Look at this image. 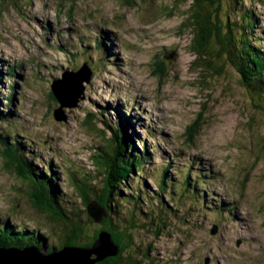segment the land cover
Masks as SVG:
<instances>
[{"label": "rangeland", "instance_id": "rangeland-1", "mask_svg": "<svg viewBox=\"0 0 264 264\" xmlns=\"http://www.w3.org/2000/svg\"><path fill=\"white\" fill-rule=\"evenodd\" d=\"M243 1L260 15L264 24V1ZM133 2L134 5L127 0H9L0 3V59L11 65L18 60L24 63L14 70L18 76L3 84L1 94L12 92L13 96V103L4 110L17 116L18 123L25 128L23 131L33 140L32 150L37 151L40 159L56 164L58 173H67L74 163L85 171L91 169L90 147L102 145L96 131L83 122L88 113L119 100L135 119L141 118L145 129L139 131L133 125L138 134L134 138L146 142L151 163L156 165L159 159L172 155L171 174L177 180L182 172L180 167L198 162L205 173L192 176L196 180L195 189L200 187L203 190L198 191L202 193L213 190L217 203L226 205L235 218L232 222L217 223L214 235L209 232L213 230L210 213L199 214L195 229L189 225L188 230L176 231L168 237L162 236L168 229L164 231L161 227L157 237L153 231L138 232L137 240L155 242L148 264H264V160L258 155L257 145L264 139L262 132L243 124L240 92L233 89L234 98L229 95L225 76H214L210 70L203 73L207 79L202 75V79L198 77L199 65H195V55L190 49L191 35L188 26L183 25L190 2ZM56 27H64L70 34L76 32L81 39L76 45L85 50L92 49L91 36L93 40L108 39V64L104 68L113 73L107 80L110 90H103L101 84L94 83L98 79L93 74L89 83L83 84L82 99L77 106L63 109V119L59 121L53 116L59 104L51 94L50 81L42 78L37 70L32 72L33 77L29 72L26 75V71L48 65L46 69L52 70L49 78L53 74V80L67 64L74 63L76 55L68 59L54 53L56 47L51 45V39ZM84 28H90L94 34L83 36ZM116 33L122 37L124 42H121L126 43L124 46L116 45ZM75 42L77 39L71 43ZM158 53H165L164 58L157 57ZM81 62L82 59L78 60L76 66ZM160 64L167 71L164 77L157 73ZM92 90L94 93L90 96ZM199 115L202 119L193 133ZM18 132L25 136L19 129ZM240 140L246 144L244 150L237 147ZM185 152L207 160L202 163L198 158V161L189 159ZM66 163L71 164L66 166ZM13 174L0 161V192H6L3 198L0 196V211L18 224L36 222L37 218L26 216L31 206L26 199L25 182H16ZM167 176L171 181L170 175ZM59 180L63 188L64 177L60 176ZM136 181L133 178L132 182ZM13 186L23 187V194L10 197L8 193L14 190ZM172 187L175 190L176 187ZM166 193L173 197L179 195L176 190ZM9 200L17 202L18 206L9 205ZM237 211L241 214L235 217ZM190 217L196 219L194 214ZM172 225L182 227L178 223L172 222L170 227Z\"/></svg>", "mask_w": 264, "mask_h": 264}, {"label": "trees", "instance_id": "trees-1", "mask_svg": "<svg viewBox=\"0 0 264 264\" xmlns=\"http://www.w3.org/2000/svg\"><path fill=\"white\" fill-rule=\"evenodd\" d=\"M7 1L1 0L0 3ZM133 1L127 0V3L134 5ZM173 2H190L183 25L188 26L191 35L189 43L195 55L194 63L199 65L196 72L198 77L202 79L203 73L207 74L210 70L214 76H225L228 87L233 84V89L244 88L251 95L250 106L264 114V24L260 15L243 0ZM164 56L165 53L157 54L160 59ZM12 63L0 59V64L4 65V68H0V144L3 147H0V160L8 172L14 173L16 182H25L26 199L31 206L26 216L38 220L18 224L10 215H0V248L34 246L42 252H58L67 246L85 247L91 244L93 236L98 233L97 229L104 228L119 246L120 253L98 264H148L155 242L137 240L138 232L153 231L157 237L160 236L161 227L164 231L168 229L162 235L168 237L176 231L188 230L189 227L184 225L196 228L195 222L202 213L212 214V221L216 224L235 219L226 205L217 203L212 191L202 193L198 191L200 187L195 189L196 180L187 172L181 181H176L170 174L169 163L161 171L160 166L157 169L150 166L151 155L144 144H139L140 138H134L138 134L134 132L130 118L119 112L110 116L105 107L99 106L88 113L83 122L90 127L101 124L107 128L121 145L118 152L112 149L109 152L100 144L92 145L90 150L93 154L89 155L92 167L87 171L80 164L74 165L67 173H58L56 164L52 162L38 165L36 153L29 157L28 150L19 145L26 139L18 137L10 141L5 136V130L11 129L13 123L10 121L12 116L6 114L4 108L11 106L13 97L11 94L3 96L2 87L4 82H10L14 70L24 64L21 60ZM158 66V75L164 77L167 72L165 67L162 64ZM38 72L42 78H46L44 70L39 69ZM10 86H13L12 82ZM201 119L199 115L195 120L193 133ZM257 145L258 155H261L264 144L260 140ZM245 146L244 141L238 142L237 147H241V150ZM237 152L241 154L240 150ZM102 167H105V172ZM60 176L65 180L63 188ZM133 178L137 179L136 183L132 182ZM172 186L179 193L177 197L166 193L175 191ZM13 187L14 190L8 193L10 197L17 198L19 193L23 194V187ZM91 201L99 204L108 214L103 227L93 225L85 214L84 207ZM7 202L18 206L15 201ZM191 214L196 219L191 220ZM172 222L182 224V227H170ZM7 235L8 238H3Z\"/></svg>", "mask_w": 264, "mask_h": 264}, {"label": "water", "instance_id": "water-1", "mask_svg": "<svg viewBox=\"0 0 264 264\" xmlns=\"http://www.w3.org/2000/svg\"><path fill=\"white\" fill-rule=\"evenodd\" d=\"M89 79L90 73L84 65L77 72L64 73L62 78L53 83L51 94L59 104L58 108L53 112L55 120L59 121L63 119V109H72L77 106L78 101L82 99L83 84L88 83ZM229 89V95L234 98L233 84H229ZM234 90L235 92L239 90L242 98L240 115L245 116V119L243 118L242 121L243 124L257 129L260 133L262 132L263 134L261 133V136L264 137V114L257 110V108L250 106L251 95L250 93L248 94L244 88H234ZM243 94H245V96ZM92 128L96 131L98 139L102 142V145L106 147V150L109 151L112 149L114 152L120 150V143L107 128L103 127L101 124H96V126L94 125ZM263 140L262 142H264ZM261 155L264 160V149ZM263 168L264 166L262 165V169ZM101 169L105 172V167ZM84 210L93 225L103 227V222L107 220L108 216L105 209L99 206L95 201H91L85 205ZM184 227L188 226L184 225ZM212 227L213 230L208 231L211 235H214L217 232V227ZM97 230L98 233L93 236L94 239L91 244L85 247L67 246L63 247L58 252H42L34 246L0 248V264H98L106 259L117 257L120 253V249L113 241L109 231H106L104 228H99ZM8 237L7 235L3 238Z\"/></svg>", "mask_w": 264, "mask_h": 264}, {"label": "clouds", "instance_id": "clouds-1", "mask_svg": "<svg viewBox=\"0 0 264 264\" xmlns=\"http://www.w3.org/2000/svg\"><path fill=\"white\" fill-rule=\"evenodd\" d=\"M37 152V151H36ZM35 153V152H34ZM29 157H32L33 156V154H31V155H28ZM36 156H37V158H38V160H40V157H39V155L36 153ZM172 166H170V169L172 170ZM5 194H6V192L5 191H1L0 192V196L3 198L4 196H5ZM1 213H2V216H4V214H3V212L2 211H0ZM44 251V250H43Z\"/></svg>", "mask_w": 264, "mask_h": 264}, {"label": "bare ground", "instance_id": "bare-ground-1", "mask_svg": "<svg viewBox=\"0 0 264 264\" xmlns=\"http://www.w3.org/2000/svg\"><path fill=\"white\" fill-rule=\"evenodd\" d=\"M38 239V238H37Z\"/></svg>", "mask_w": 264, "mask_h": 264}]
</instances>
